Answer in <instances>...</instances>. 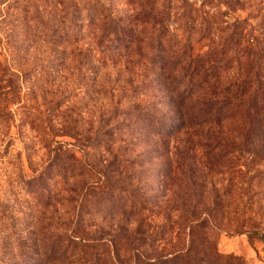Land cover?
I'll use <instances>...</instances> for the list:
<instances>
[{
    "label": "trees",
    "instance_id": "16d2710c",
    "mask_svg": "<svg viewBox=\"0 0 264 264\" xmlns=\"http://www.w3.org/2000/svg\"><path fill=\"white\" fill-rule=\"evenodd\" d=\"M248 1L13 0L7 18L18 29L15 44L25 49L43 44L47 62L68 65L86 92L101 100L95 118L86 122L84 146L67 151L64 185L75 174L83 178L84 183L69 188L76 201H83L81 209L70 205L55 221V229L66 226L69 234L53 236L49 264H112L116 259L109 239L82 236L78 230L82 213L91 214L88 195L91 203L105 201L107 217L118 206L121 215L128 206V214L137 215L151 197L140 180L129 188L149 168L131 169L124 157L133 150L118 145L126 139L135 145L132 140L143 129L151 135L152 159H184L194 150L202 159H225L226 165L239 155L264 156V74L257 38L245 19L224 20L214 28L208 20L212 9L219 13ZM216 31H226V37L215 42ZM168 120L171 127L163 131ZM86 147L96 152L89 154ZM116 198L124 201L117 206ZM197 242L198 251L190 250L191 241L185 254L175 252L170 259L125 252L130 263L118 264H242L237 256L209 254L210 247Z\"/></svg>",
    "mask_w": 264,
    "mask_h": 264
},
{
    "label": "rangeland",
    "instance_id": "374dc122",
    "mask_svg": "<svg viewBox=\"0 0 264 264\" xmlns=\"http://www.w3.org/2000/svg\"><path fill=\"white\" fill-rule=\"evenodd\" d=\"M224 10L209 11V25L245 19L257 38L264 74V0ZM0 11V264H49L53 236L69 234L66 226L55 229V221L66 216L70 205L81 209L83 201L69 193L70 185L84 183L83 178L75 174L64 185L67 151L84 146L86 122L95 118L101 100L86 92L68 65L47 62L43 44L28 49L15 44L18 29L7 18L14 11L13 0H0ZM213 37L218 42L226 31ZM170 127L169 120L162 125L163 131ZM149 134L143 129L132 140L135 145L128 139L118 144L133 150L124 157L131 169L149 168L129 182V188L137 180L140 187L147 185L151 197L143 209L129 215L128 206L121 215L117 203L124 199L116 198L117 212L107 217L105 201L91 203L88 195L85 205L91 214L82 213L81 235L109 239L116 253V259H109L112 264L130 263L124 254L136 251L150 260L170 259L175 252L185 254L191 241L190 250L198 251L202 245L197 238L210 247L209 254L217 251L239 257L242 264H264V156L239 155L226 165L225 159H202L194 150L184 159H152Z\"/></svg>",
    "mask_w": 264,
    "mask_h": 264
}]
</instances>
